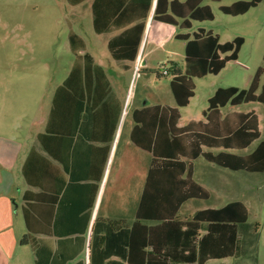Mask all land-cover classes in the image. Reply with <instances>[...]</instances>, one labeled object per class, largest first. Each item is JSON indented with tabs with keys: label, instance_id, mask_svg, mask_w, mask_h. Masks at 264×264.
Listing matches in <instances>:
<instances>
[{
	"label": "trees",
	"instance_id": "trees-1",
	"mask_svg": "<svg viewBox=\"0 0 264 264\" xmlns=\"http://www.w3.org/2000/svg\"><path fill=\"white\" fill-rule=\"evenodd\" d=\"M67 1L74 6L86 0ZM204 1L157 0L153 19L181 30L191 29L193 22L214 21L213 10L203 5ZM262 2L237 1L221 6L220 10L225 15L238 17ZM152 3L153 0H95V31L102 34L146 19ZM175 38L186 42L187 62L185 73L176 63H169L170 87L177 107L156 106L132 112L135 123L132 141L149 151L153 159L134 223L125 226L124 222H98L95 226L90 244L94 264H103L115 253L128 264H206L210 260L238 259L244 255L243 234L250 227V213L243 202L200 210L187 218H182L180 209L190 200L210 198V192L193 179L191 161L204 158L234 172L264 173V139L249 155L228 152L214 155L203 150V147L245 150L261 138L255 113H231L222 118L220 110L248 103L264 105V68L257 69L246 89L219 88L204 112L206 124L192 122L179 128V108L188 107L195 97V79L218 75L229 63L237 61L245 39L236 37L222 43L218 34L203 29L193 38L182 33ZM70 41L74 48L83 47V40L74 32L70 34ZM113 41L111 48L116 59H132L136 54L138 44L131 38ZM108 95L103 69L94 65L87 54L84 64L76 66L54 94L46 130L39 140L71 179H75V166L80 168L77 178L82 181L90 179L97 168L94 160L91 162L97 158L83 148L84 144L88 141L111 143L114 139L121 112L120 105L108 101ZM103 150L108 154L110 147ZM91 186L98 190L97 184ZM259 229L256 223L253 230L258 233ZM27 241L25 237L21 243Z\"/></svg>",
	"mask_w": 264,
	"mask_h": 264
},
{
	"label": "rangeland",
	"instance_id": "rangeland-1",
	"mask_svg": "<svg viewBox=\"0 0 264 264\" xmlns=\"http://www.w3.org/2000/svg\"><path fill=\"white\" fill-rule=\"evenodd\" d=\"M237 1L243 0H206L203 5L212 8L214 21L193 22L191 29H176V34H190L192 38L200 29L213 31L222 43L236 37L245 39L237 61L229 63L218 75L195 79L196 95L188 108L181 110L182 126L191 119L204 120L202 113L208 107L207 99L216 87H246L247 79L258 68H264V0L238 17L225 15L220 10L221 6ZM73 31L85 40L89 52L94 56L93 52H97L98 62L112 77L115 97L123 101L134 76V95L128 97L125 127L130 122L132 98L140 106L145 103L176 106L170 88L172 75L162 72L163 68L169 70L171 62L183 73L187 71L185 41L173 37L165 39L161 46L150 39L145 45V64H130L129 69H124L108 49L111 35H97L94 31L91 0L79 6H72L67 0H0V141L15 140L29 146L37 132L44 130L53 96L64 84L77 57L70 48ZM222 111L224 114L255 111L264 138L263 104L228 106ZM256 145L257 142L243 153L250 152ZM121 149L110 185L128 188L137 181L146 161L133 151H126L125 142ZM194 164L196 180L211 192L212 197L197 200V204L190 202L183 209L185 215L196 210L220 208L233 201L245 203L250 213V227L243 234L244 255L239 259L212 260L207 264H264V173L232 172L203 159ZM209 168L215 171L208 172ZM117 195H123V191ZM256 223L260 225L258 233L253 230Z\"/></svg>",
	"mask_w": 264,
	"mask_h": 264
},
{
	"label": "crops",
	"instance_id": "crops-1",
	"mask_svg": "<svg viewBox=\"0 0 264 264\" xmlns=\"http://www.w3.org/2000/svg\"><path fill=\"white\" fill-rule=\"evenodd\" d=\"M86 1L74 6H79ZM94 1L95 0H91V9L93 14V28L95 31L93 12ZM122 1L127 2L128 0ZM156 3L157 0H153L151 10L146 19H139L131 25L102 34H98L95 31L97 35H111V38L108 41V49L112 58L117 62H121L124 69H129L131 66L130 64L139 65L142 62L145 64V45L150 39L153 42L161 43V46H163L165 44V39H171L177 35V27L166 25L153 19ZM77 35L83 40L84 44L83 47L74 48L70 41L71 50L77 54L70 73L76 66L84 64L86 54L91 56L94 65L103 69L109 89L108 101L120 105V121L115 131L114 139L111 143L88 141L87 144H84L83 148L88 149V151L92 152L91 155H94L98 159H96L97 161L94 158L91 159V162L94 160L97 168L95 171H92L90 179H87L86 181L77 178V175L80 174V168L78 169V166H75V179H71L70 174L63 165L44 150V147L39 140V136L45 133L48 119L44 130L37 132L32 145L26 146L15 140L11 142L0 141V264H94L92 263L90 244L95 226L98 222H124L123 224L125 226L134 223L151 167L153 159L152 154L149 151L141 149L132 141L131 134L135 127V123L131 117L132 112L144 108L151 109L156 106L177 107L175 99L176 106L159 104L150 105L149 103L140 106L137 105L132 98L131 104L133 102V105L129 114L130 122L125 127V109L130 101L128 97H130L132 93L134 95L132 89L134 76L131 79L125 96L123 97V101L122 99L115 97L113 90L114 85L111 80L112 77L108 76L103 65L98 62L97 52H93L95 56L89 52L85 40L79 34ZM128 37L138 44L136 54L131 57L132 59H116L111 48V42L117 38L128 39ZM254 75L247 79L246 87L238 88H248ZM219 88L227 87L218 86L212 91L207 99L208 107L209 99ZM208 107L202 113L204 120L200 118L191 119L184 126L181 125V110L188 107L179 108L180 120L178 122V127L185 128L192 122L206 124L207 119L204 112ZM231 107L235 108L240 106ZM223 109L224 108L220 110L222 118H225L231 113L248 114L253 112L257 115L255 111H231L224 114L222 111ZM258 119L260 130L259 116ZM263 139L261 134V138L254 142H257L256 147L248 153L243 152H246L254 143L247 149L240 151L208 147H203V150L204 152H211L214 155H218L222 152L237 155H249L256 150L259 142ZM124 142L126 151H133L138 157L144 158V162L146 161L141 170V174L137 176V181L132 186H128V188L110 185L114 166L117 157L122 153L121 146ZM106 146L110 147L108 154L103 150ZM199 159L205 160L204 158H198L195 161H191L193 169L192 177L198 184L207 189L195 178L194 163ZM102 160H105V163H102ZM184 160L187 159L184 158ZM102 166L104 167L101 168ZM209 171L214 172L215 169L209 168L208 172ZM92 184H97L98 190H94L91 186ZM119 191H123V195H117ZM211 197L212 195L210 192L209 199H211ZM197 200L199 199L190 200L183 204L180 209V215L182 218L191 217L197 211H200L196 210L193 214L189 215L183 213V209L187 204L190 202L196 203ZM146 224L151 226L156 225L155 222H148ZM25 237L28 238V241L26 244H23L21 241ZM82 239H85V243H83ZM103 264H128V262L123 260L121 255L115 253Z\"/></svg>",
	"mask_w": 264,
	"mask_h": 264
},
{
	"label": "built area",
	"instance_id": "built-area-1",
	"mask_svg": "<svg viewBox=\"0 0 264 264\" xmlns=\"http://www.w3.org/2000/svg\"><path fill=\"white\" fill-rule=\"evenodd\" d=\"M162 74H163V75H168V74H169V72H168V70H167V69H164V68H163V72H162ZM88 251H89V250H88Z\"/></svg>",
	"mask_w": 264,
	"mask_h": 264
}]
</instances>
